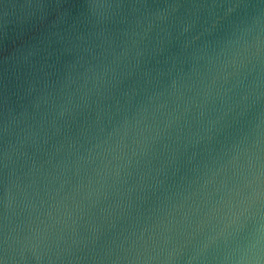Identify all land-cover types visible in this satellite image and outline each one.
<instances>
[{"label":"water","instance_id":"water-1","mask_svg":"<svg viewBox=\"0 0 264 264\" xmlns=\"http://www.w3.org/2000/svg\"><path fill=\"white\" fill-rule=\"evenodd\" d=\"M237 248L264 264V0H0V264Z\"/></svg>","mask_w":264,"mask_h":264},{"label":"clouds","instance_id":"clouds-1","mask_svg":"<svg viewBox=\"0 0 264 264\" xmlns=\"http://www.w3.org/2000/svg\"><path fill=\"white\" fill-rule=\"evenodd\" d=\"M98 7L102 8L104 7V5L101 4L98 5ZM127 130L128 124L126 122L124 125L125 135H127ZM223 203V200L216 201L213 207L210 208L207 213H205L208 218V222H211L212 220H219L220 222H226L231 220V217L226 213L223 216L220 215V213L223 211V208L217 207L216 205H222ZM186 219H188L189 223H192V221L188 217H186ZM197 223H200V221H197ZM235 251L237 253V256L233 261V264H261V257L259 252L253 253L252 255H240L239 253L241 250L239 248H237Z\"/></svg>","mask_w":264,"mask_h":264}]
</instances>
